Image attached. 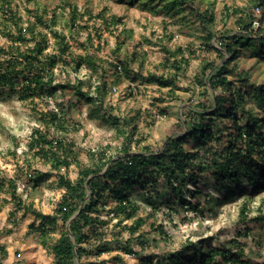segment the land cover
I'll return each instance as SVG.
<instances>
[{
	"label": "rangeland",
	"instance_id": "rangeland-1",
	"mask_svg": "<svg viewBox=\"0 0 264 264\" xmlns=\"http://www.w3.org/2000/svg\"><path fill=\"white\" fill-rule=\"evenodd\" d=\"M8 1L0 0V61L8 58L2 53L13 44L7 30L16 29L7 13L9 8L21 19L19 24L23 27L29 21H35V13L47 15L48 28L38 26L48 37L45 52L56 54L63 36L69 55L90 54L96 61L95 67L84 63L75 70L72 61L64 55L70 62L61 59L54 69L52 76L57 84L55 89H50V96L22 99L19 90L15 93L0 90V174L15 179L16 192L25 206L44 215L55 213L64 194V189L57 185L59 175L75 183L80 169L100 167V156L116 158L124 146L130 153L144 148L162 149L168 137L184 133L186 128L183 131V127L193 118L191 110H200L198 103L207 106L213 103L219 91L211 89L209 78L230 56L223 50H220L221 55L214 49L205 48L203 37L206 32L195 18L197 13L209 10L213 14V21L205 23V28L214 34L209 43L217 49L221 35L242 34L239 25L248 23L249 14L255 16L254 19L262 16V8L256 10V0H184L174 9L177 12L165 7L172 0H148L145 6L141 4L144 0L132 4L130 0ZM73 7L77 8L78 14L75 25L70 12ZM99 15H114L120 22L107 26ZM261 28L264 30V19ZM28 44H32L31 41L26 42ZM179 48L189 63H181L173 90L148 82L149 74L169 75L175 71L171 66L172 55L177 54L176 59H179ZM259 53V48L255 51L250 46L240 50L229 63L233 70L226 75L227 79L235 86L246 84L240 78L247 79L249 84H264V57ZM118 59L122 60L119 64L126 67L128 74L123 69L115 72L110 67V63L118 64ZM207 61L213 62L214 68L204 76L206 85H200L196 78L202 76V66ZM103 84L106 85L104 88ZM97 87H100V93H97ZM78 91L100 97L101 104L86 102ZM60 107H64L62 115L67 132L55 130L39 119L41 112L54 108L60 111ZM248 109L255 115L262 113L255 104L247 103L243 110L238 109L237 115ZM209 121L218 124L223 137L219 134L220 143L213 141L207 145L212 148L224 145L233 131L227 117L209 118ZM34 127L43 131L49 129L54 135L72 141L78 164L73 162L67 169L54 170L44 158H33L34 150L28 149L27 144ZM185 147L201 148L194 140H189ZM201 161L208 162L207 156L202 154ZM34 170L48 173L47 179L38 186L26 178V173ZM215 183L211 171L205 168L199 172L196 187L192 184L183 187L182 198L198 202L202 207L201 214L186 208L177 190L168 186L162 177L156 186L135 185L131 190L132 200L139 204L135 218L142 217L145 223L132 234L124 229L131 220L125 219L115 227L118 218H113L111 198L101 200L97 203V211L91 215L107 221L99 229L105 234L103 240H112V248L99 256H84L80 261L74 258L73 264H155L164 253L202 238L206 241L202 243L204 250L221 243L231 246L232 239H236L242 248L243 259L250 264H264V189L246 183L232 184L226 189ZM195 189L201 192H193ZM87 193L86 200L89 190ZM205 193L211 196L207 198ZM10 197V190L0 191V246L4 252H0L1 263L52 264L50 247L61 231L69 228V221L77 211L67 222L58 219L54 229L43 234L35 229L39 221L31 209H15ZM258 216L261 218L257 219ZM33 223L34 227H31ZM117 232L119 235L114 239L112 233ZM139 235L144 239L142 244ZM91 243L97 245L99 237L92 238ZM127 244L135 254L124 250Z\"/></svg>",
	"mask_w": 264,
	"mask_h": 264
},
{
	"label": "trees",
	"instance_id": "trees-1",
	"mask_svg": "<svg viewBox=\"0 0 264 264\" xmlns=\"http://www.w3.org/2000/svg\"><path fill=\"white\" fill-rule=\"evenodd\" d=\"M139 1L130 0V3ZM256 1L255 7L262 8V16L254 19L255 16L249 14L248 23L239 25L240 29H242V34L221 35L219 49L209 43L214 34L205 28V23L213 21V14L209 10H204L195 15V18L203 25V29L206 32V36L203 37L205 48L208 50L214 49L221 55L223 53L220 50H223L230 56V59L209 78L208 84L211 89L214 92L219 91L215 95L213 103L208 106L204 103H198L197 107L200 110H191L193 118L191 122L186 123L183 127V131L186 128L184 133L168 137L162 149L152 151L149 148H144L142 151L130 153V149L124 146L116 158H112L111 155L107 157L104 155L100 156V167L86 166L80 169L75 183L65 179L63 175H59L57 185L59 188L64 189V194L57 203L55 213L52 215L37 213L29 205L28 207L25 206V203L16 192V180L0 174V191L10 190V201L15 209H31L34 217L39 221L35 229L39 230L40 233L47 234L51 232L58 219L62 222H67L77 211V214L69 221V228L61 231L59 238L50 247V251L53 254L52 264H73L75 258L74 250L79 261L84 256H99L101 253L111 250L112 240H103L105 234L99 229L107 224V221L91 215V212L97 211V203L105 198H111L114 204L111 212L113 218H118L115 227H118L121 221L127 219L131 220V224L127 227L124 226V229L131 234L136 232L145 223V219L142 217L135 218L139 210V204L131 198V190L135 185L139 184L142 187H144V184L156 186L159 178L162 177L168 183V186L177 190L182 198L183 187L189 184L196 187L199 172L209 168L211 175L215 179L216 186L220 188L224 187L227 189L232 184L246 183L251 187L264 189V84H249L247 79L240 78L239 80H244L246 84L235 86L226 77L233 70L229 68L230 61L235 59L240 50L245 47L250 46L255 51L259 48V54L264 57V30L261 28L262 19H264V0ZM8 2V0H4V3ZM147 2L149 1H142V6H145ZM182 3H184V0L179 2L172 0L168 1L165 7L177 12L174 9L178 4ZM191 11L193 12V9ZM234 11L236 12L237 10ZM70 12L72 24L75 25L78 15L77 8L73 7ZM7 13L14 21L13 25L16 29L15 31L12 28L7 30L8 38L13 41V44L2 53L8 58L6 57V59L0 61V90L5 89L12 93L19 90L21 91L19 97L22 99L34 96H50L52 93L50 89H55L57 84L52 74L61 59L64 62L72 61L75 70H78L84 63L91 67L96 66L93 55L85 54L76 57L69 55L70 53L67 52V44L63 36L58 43L56 54L45 52L48 37L38 27L41 25L48 28L49 25L45 19L47 15L45 13H35V21H29L24 27L19 24L21 19L16 16L14 11L9 8ZM98 18H101L102 22L107 26L120 22V19L114 15L109 17L99 15ZM254 20L259 23L257 28L252 26ZM54 34L59 37L56 31H54ZM29 41L32 44L26 45V42L28 43ZM16 42H19L17 43L18 45L15 44ZM258 43L261 44L257 47ZM116 50H119L118 47ZM178 51L180 54L179 59H176L175 55L177 54L172 55L169 51V54L174 56L171 66L175 68V71L172 74H149L147 81L156 83L160 88L173 90L176 86L177 74L181 68V63H189L188 57H185L182 48H179ZM64 55L69 60H65ZM119 62L122 63V60L118 59V64L110 63V67L115 72L123 69L125 74H128L126 67L119 64ZM213 68L214 64L211 61L203 64L202 76L196 78L200 85H206L204 76L208 70ZM104 86L106 85L103 84L102 87L104 88ZM62 87L65 86L62 85ZM99 88H96L97 93H100ZM203 92L206 94V91ZM78 94L88 103L99 102L101 104L102 102V99L98 96H88L81 91H78ZM247 103L255 104L262 113L255 115L248 109L244 113L237 115L238 109L243 110ZM98 108L100 110L101 105ZM63 112L64 107H60V111L56 108L49 109L41 112L39 119L55 130L67 132L68 129L65 128L63 122ZM160 112H164V110H160ZM217 117H227L233 131L228 134V139L224 145L221 144L217 148H212L207 144L213 141L220 143L221 137H223L218 124L214 123V121L212 123L209 121V118ZM219 134L222 136L219 137ZM125 140H127V137H125ZM189 140L198 142L201 148L195 149L191 147L187 149L185 145ZM27 146L28 149L34 150L33 158H44L49 162L51 169H67L73 162L77 163L74 143L66 141L65 137L54 135L49 129L43 131L39 127H34ZM201 153L203 156H207L208 162L201 161ZM101 166L104 169L103 173H101L103 170ZM47 177L48 173L38 170L26 173L27 180L32 182L34 186L41 184ZM88 190L89 197L86 200ZM193 192L201 191L195 189ZM205 196L209 198L211 195L210 193H205ZM148 198H151V202L152 195L150 193ZM182 202L186 205V208L194 210L195 213H202V207L198 202L192 203L185 198H182ZM243 211L244 209H241V212ZM260 218L261 216L257 217V219ZM31 227H34V223ZM118 235V232L112 233L114 239ZM96 236L99 237V243L93 245L91 239ZM139 236L141 237L140 244H142L144 239H142V235ZM73 242H75V247H73ZM203 242H206L204 238L198 239L197 242L182 244L178 249L164 253L161 258L156 259L155 264H250L242 258V248L236 239H232L233 244L231 246L221 243L208 246L205 250L203 249ZM233 249L237 251L233 252ZM124 250L127 253L135 254L129 244L124 247ZM2 251L3 248L0 246V252ZM116 258L118 260L121 259L120 257ZM0 264H2L1 261Z\"/></svg>",
	"mask_w": 264,
	"mask_h": 264
},
{
	"label": "built area",
	"instance_id": "built-area-1",
	"mask_svg": "<svg viewBox=\"0 0 264 264\" xmlns=\"http://www.w3.org/2000/svg\"><path fill=\"white\" fill-rule=\"evenodd\" d=\"M256 10L258 11V10H259V8H258V7H256ZM258 25H259L258 21H257V20H254V21H253V24H252V26H253L254 28H257V27H258Z\"/></svg>",
	"mask_w": 264,
	"mask_h": 264
},
{
	"label": "water",
	"instance_id": "water-1",
	"mask_svg": "<svg viewBox=\"0 0 264 264\" xmlns=\"http://www.w3.org/2000/svg\"><path fill=\"white\" fill-rule=\"evenodd\" d=\"M73 217H74V216H73ZM73 217H72V218H73ZM72 218H71V219H72ZM68 227H69V224H68ZM73 247H75V242H73ZM74 257H75V259L77 258V257H76L75 250H74Z\"/></svg>",
	"mask_w": 264,
	"mask_h": 264
}]
</instances>
